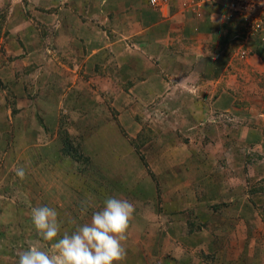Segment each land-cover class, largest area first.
Segmentation results:
<instances>
[{
	"label": "rangeland",
	"instance_id": "obj_1",
	"mask_svg": "<svg viewBox=\"0 0 264 264\" xmlns=\"http://www.w3.org/2000/svg\"><path fill=\"white\" fill-rule=\"evenodd\" d=\"M168 5L183 13L179 0ZM139 8L0 0V264L55 242L38 235L33 208L57 211L59 239L107 198L134 207L116 264H264V121L251 117L250 91L264 85V69L251 70L247 41L222 38L219 20L209 52L193 36L195 48L167 40L161 57L159 43L134 40ZM227 12L234 31L239 18ZM260 23L252 36L264 38ZM59 125L87 157L82 171L62 154ZM141 126L147 167L126 139Z\"/></svg>",
	"mask_w": 264,
	"mask_h": 264
},
{
	"label": "clouds",
	"instance_id": "obj_2",
	"mask_svg": "<svg viewBox=\"0 0 264 264\" xmlns=\"http://www.w3.org/2000/svg\"><path fill=\"white\" fill-rule=\"evenodd\" d=\"M15 174L21 180L25 178L23 168H17ZM133 212L134 207L127 200L107 198L104 207L93 213L90 223L57 239V211L47 206L33 208L31 220L38 235L43 241L55 242L49 251L38 246L22 251L18 264H116L126 257L122 242L127 239Z\"/></svg>",
	"mask_w": 264,
	"mask_h": 264
},
{
	"label": "crops",
	"instance_id": "obj_3",
	"mask_svg": "<svg viewBox=\"0 0 264 264\" xmlns=\"http://www.w3.org/2000/svg\"><path fill=\"white\" fill-rule=\"evenodd\" d=\"M134 1H139L140 3L138 12L139 20L137 25L138 30L135 29L134 31V40L140 43L151 41L149 44H147V46L152 45V42L153 44L159 43V47H156V52L161 53V57L169 55L168 50H166L168 46L167 40L173 41L169 46L175 44L181 47L195 48L196 46L190 44V39L193 36L196 38L202 37L201 39L204 43L205 48L204 51L201 52H209V50L211 49L212 41L208 39L215 37L212 32L214 26H217L215 25L216 22L219 20V25H222L224 33V36L222 38H241L247 41L246 46L239 45L237 46V48L243 46L246 47V50L249 52V64L253 65L254 67L251 70L254 71L255 69L256 71H261L264 69V61L260 59L261 57L259 56L264 52V38H262L260 34L251 37L246 36L245 30L239 20L234 21L233 27L235 28V30H230L231 26L227 24V20L225 17L226 15H224L228 9L227 0H222L221 3H206L199 15H193L189 11L182 13L179 10L174 9L173 7L170 8V5L159 9L156 7L151 9L149 7L150 5H148L147 3V0H123V2H128V4H133ZM262 16V19L264 21V14ZM151 29H153L152 32L150 31ZM132 32L133 30L130 29L128 34H131ZM171 33H173L174 36ZM146 34H148L152 38L150 39L146 37ZM198 47L199 44L197 45V48ZM142 48L144 50L143 46ZM152 51L154 52L153 48ZM179 52L190 53V50L185 49L184 51L180 50ZM131 59H134V57ZM170 59H167V61L171 62ZM216 63L219 66V62ZM226 64L228 65V62L223 64L224 69H226L227 67ZM221 70L220 72H218V76L221 72H223V70ZM216 82L217 84H219L221 81L218 80ZM237 86L238 85H235V88H238ZM252 86H254V88L250 89V91L252 92L251 101L253 103V113L255 115L252 114L251 117H257L256 124L259 125V119L264 121V85L262 86L257 82L253 83ZM192 239L195 240L196 238L193 237Z\"/></svg>",
	"mask_w": 264,
	"mask_h": 264
},
{
	"label": "built area",
	"instance_id": "obj_4",
	"mask_svg": "<svg viewBox=\"0 0 264 264\" xmlns=\"http://www.w3.org/2000/svg\"><path fill=\"white\" fill-rule=\"evenodd\" d=\"M170 0H148L153 7L162 8L168 5ZM219 0H179V8L181 11H189L193 15H199L206 3L214 4ZM259 0H227V18L237 16L240 21H244V29L247 36H252L254 32L260 31L263 27L260 23L261 17L251 16V12L258 10L264 13V4H260ZM261 6V8H260Z\"/></svg>",
	"mask_w": 264,
	"mask_h": 264
},
{
	"label": "trees",
	"instance_id": "obj_5",
	"mask_svg": "<svg viewBox=\"0 0 264 264\" xmlns=\"http://www.w3.org/2000/svg\"><path fill=\"white\" fill-rule=\"evenodd\" d=\"M10 107H11V113H13L15 111L14 105L10 106ZM109 109H110V107H109ZM61 122H64V121L59 120V123H61ZM146 131H147V129L145 127L141 126V128L139 129V131L137 132V134L134 137L126 136L128 143H130V145H132L134 150L137 152L136 154H138L139 159L144 166H146V160H145L144 155L139 153V150H138L139 146L138 145H139V143L144 142L143 136L145 135ZM57 132L59 133L60 139L62 140V149H61L62 154L70 157L73 161H76L77 162L76 168L79 171H82L83 168L88 163L87 157L84 155H80V154H82V152L79 148L77 149L78 144H76V142H75V144L72 143V140L74 138L71 136V134L68 132V130L65 127H63L62 125H59ZM258 188H259L258 186H254V185L251 186L249 193L259 191ZM200 227H201V225L199 227H196V229H199Z\"/></svg>",
	"mask_w": 264,
	"mask_h": 264
}]
</instances>
